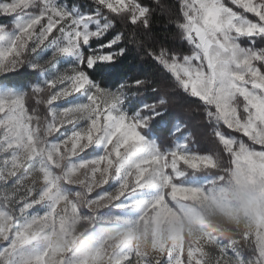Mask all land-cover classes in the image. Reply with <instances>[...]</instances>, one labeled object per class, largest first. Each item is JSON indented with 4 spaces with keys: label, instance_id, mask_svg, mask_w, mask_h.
<instances>
[{
    "label": "snow or ice",
    "instance_id": "1",
    "mask_svg": "<svg viewBox=\"0 0 264 264\" xmlns=\"http://www.w3.org/2000/svg\"><path fill=\"white\" fill-rule=\"evenodd\" d=\"M0 17V264H264V0ZM133 54L152 74L113 80ZM177 97L211 149L183 122L154 135Z\"/></svg>",
    "mask_w": 264,
    "mask_h": 264
},
{
    "label": "trees",
    "instance_id": "2",
    "mask_svg": "<svg viewBox=\"0 0 264 264\" xmlns=\"http://www.w3.org/2000/svg\"><path fill=\"white\" fill-rule=\"evenodd\" d=\"M79 2L83 3V0H79ZM165 2L171 4L174 0H165ZM6 22L7 19L0 17V23ZM156 31L161 32L162 28L158 25ZM153 70V65L150 61H142L140 57L133 54L117 66L113 71L111 78L115 80L123 76H146L151 75ZM13 79L17 83H27L29 76L27 73H22L19 76L13 77ZM176 120L180 123L183 122L187 124V132H191L199 142L200 150L202 147L212 148L211 140L205 138L206 129L199 124L200 117L188 110V105L179 97L172 100L164 118L153 126L154 135L161 139L167 138L169 136V131L173 128Z\"/></svg>",
    "mask_w": 264,
    "mask_h": 264
},
{
    "label": "rangeland",
    "instance_id": "3",
    "mask_svg": "<svg viewBox=\"0 0 264 264\" xmlns=\"http://www.w3.org/2000/svg\"><path fill=\"white\" fill-rule=\"evenodd\" d=\"M8 22H9V21L7 20L6 23H8ZM174 123H175V124H174V126H175L176 124H178V123H180V122L176 120ZM174 126H173V127H174ZM186 134H187V133H186ZM209 149H211V148H209V147H202L201 151H205V150H209ZM140 155H143V153H142V152H140V153H136V154L130 156L129 159H135V158H138Z\"/></svg>",
    "mask_w": 264,
    "mask_h": 264
}]
</instances>
